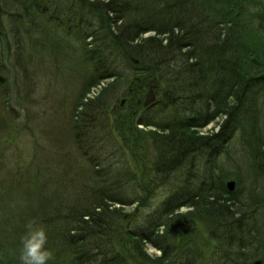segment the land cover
Returning <instances> with one entry per match:
<instances>
[{"label":"trees","instance_id":"1","mask_svg":"<svg viewBox=\"0 0 264 264\" xmlns=\"http://www.w3.org/2000/svg\"><path fill=\"white\" fill-rule=\"evenodd\" d=\"M5 6L20 23L59 15L60 26L74 30L82 43L83 67L90 74L72 133L76 146L89 156L92 170L88 181L75 185V203L65 207L72 210L70 224L64 217L66 223L61 225L59 218V230H54L68 248L59 249L57 259H65L63 264L171 263L184 247L173 240L179 217L175 212L189 204L210 215L220 230L214 264H248L258 237L254 208L221 194L213 186L212 166L231 133L246 125L249 130L243 134L256 139L248 143L251 158L264 173V143L258 142L260 121L253 102L255 90L264 86L263 46L255 45L264 37V0H0V12ZM2 28L6 26L1 20ZM149 31L155 34L142 36ZM16 34L19 40L24 37L23 32ZM7 48L1 47L0 56ZM0 67L9 71L2 60ZM139 71L146 76L135 80L129 112L142 107L138 100L156 91L157 101L144 113L159 106L165 117L158 126L168 132L157 136V178L147 183L137 178L125 159L114 163L109 153L113 139L107 131L102 133L110 111L116 110L107 98L121 78ZM112 77L115 80L96 97L84 100L92 86ZM1 85L8 89V79H1ZM138 116L130 118L134 125ZM140 117L146 125L154 124ZM217 119L222 120L219 132L191 131ZM110 157L113 160L107 164ZM134 203L137 212L124 210ZM148 243L161 256L151 257Z\"/></svg>","mask_w":264,"mask_h":264},{"label":"rangeland","instance_id":"2","mask_svg":"<svg viewBox=\"0 0 264 264\" xmlns=\"http://www.w3.org/2000/svg\"><path fill=\"white\" fill-rule=\"evenodd\" d=\"M7 8L5 6L0 12V21L6 26L0 31V49L8 47L0 60L9 68L8 71L0 67V264H19L21 241L29 221H35L47 232L46 246L53 253L49 264H63L65 259H57L59 249L66 252L68 248L54 230L58 227L59 218L61 225L66 223L64 217L70 224L68 214L72 210L67 212L65 207L75 203L77 197L72 198L76 192L75 185L88 181L92 170L89 156L76 146L72 133L73 118L80 110L79 101L89 73L83 67L82 43L73 34L74 30L60 26L59 15L51 19L49 16L33 17L29 19L31 21L20 23L14 13L5 11ZM49 22L51 24L47 26ZM22 32L24 37L20 38L21 41L16 33ZM148 35L150 33L144 34ZM261 39L252 44L262 45L260 53L264 55V37ZM143 76L146 75L139 71L120 79L116 91L107 98V104L117 111H110L111 115L106 119L109 124L102 133L107 131L113 139L109 153H113L114 163L117 159H125L137 178L147 183L155 182L157 178L155 162L160 149L157 136L168 132L158 126L165 117L159 106L144 113L142 103V107L129 112L128 102L130 93L136 89L135 80ZM1 79H8V89L4 90ZM114 80L112 77L100 81L101 86L90 94L86 92L84 100L96 97ZM255 92L253 102L254 105L255 101L257 103L256 115L260 121L258 142L264 143V86ZM146 99L147 96L143 97L142 102ZM127 108L128 114L125 112ZM122 112L125 116L120 115ZM136 114H139L136 121L142 115L154 121L151 123L153 126L134 125L130 118ZM249 117H245L247 122ZM221 122L215 130L220 129ZM211 126L191 131L199 135L211 133ZM245 128L249 130L246 125L236 128L226 148L214 159L212 170L216 178L213 186L221 194L228 193L236 201L254 208L253 228L258 237L253 246V259L248 264H263L264 173L256 168L251 158L254 155L248 143L254 144L256 139L253 141L252 135L245 136L242 132ZM113 159L110 157L107 164ZM137 206L136 203L126 205L124 210L134 213ZM175 213L179 217L173 240L184 247L171 263L166 264L181 261H185L182 264H214L217 259L214 250L221 238L214 219L190 205L177 209ZM163 230L165 228L161 227L160 231ZM146 246L151 257L161 256L160 250L149 243Z\"/></svg>","mask_w":264,"mask_h":264},{"label":"clouds","instance_id":"3","mask_svg":"<svg viewBox=\"0 0 264 264\" xmlns=\"http://www.w3.org/2000/svg\"><path fill=\"white\" fill-rule=\"evenodd\" d=\"M48 235L44 227L35 221L26 224L19 253V264H49L53 253L47 248Z\"/></svg>","mask_w":264,"mask_h":264},{"label":"water","instance_id":"4","mask_svg":"<svg viewBox=\"0 0 264 264\" xmlns=\"http://www.w3.org/2000/svg\"><path fill=\"white\" fill-rule=\"evenodd\" d=\"M155 99V97H150L146 102L145 105H148L149 103H151L153 100ZM231 186H233V183H230Z\"/></svg>","mask_w":264,"mask_h":264}]
</instances>
